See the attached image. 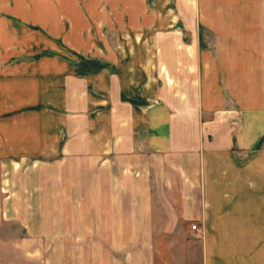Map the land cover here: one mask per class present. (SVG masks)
<instances>
[{"label": "crops", "instance_id": "obj_1", "mask_svg": "<svg viewBox=\"0 0 264 264\" xmlns=\"http://www.w3.org/2000/svg\"><path fill=\"white\" fill-rule=\"evenodd\" d=\"M172 1L0 0V264H264V0Z\"/></svg>", "mask_w": 264, "mask_h": 264}, {"label": "rangeland", "instance_id": "obj_2", "mask_svg": "<svg viewBox=\"0 0 264 264\" xmlns=\"http://www.w3.org/2000/svg\"><path fill=\"white\" fill-rule=\"evenodd\" d=\"M161 1H166L167 2L166 5L175 7V3H173L172 0H161ZM49 2H50L49 0H36V5H37V7H42V8H44L43 6H46V7L50 6L51 12H52L53 22L55 21L56 17L59 18V16L62 13H64L66 10H70L77 5L80 6L83 9V11L87 14H88V12H91L88 9L90 7H92L96 10L95 13L100 14V15L103 13V15H106V16H108V14H110L111 17L115 13L122 12L123 9L128 10V11L131 9H134V10L142 9L145 7L146 2L148 3L149 7L150 6L156 7V5H155L156 0H51L50 4H49ZM44 4H46V5H44ZM63 23L65 25L66 24L69 25L68 20H66V21L64 20ZM93 23H95V21ZM59 24L62 25V23H60V21H59ZM106 28L107 27L104 26V30H106ZM106 33L107 32L105 31L104 34H106ZM134 35L135 34L133 33L132 36H129L127 38H134L135 37ZM204 36H205V27L202 24H200L199 25V40H200V47L202 49H205V47L207 46V43L205 42ZM208 36H210V35L208 34ZM96 50H97V48H96ZM78 56L82 60V62H80V64L82 65L83 69L85 71H88V72L89 71H95V70L97 71L100 68H102L103 65H106L104 61L97 60L95 58L94 59L90 58V57L86 56L85 54H78Z\"/></svg>", "mask_w": 264, "mask_h": 264}, {"label": "built area", "instance_id": "obj_3", "mask_svg": "<svg viewBox=\"0 0 264 264\" xmlns=\"http://www.w3.org/2000/svg\"><path fill=\"white\" fill-rule=\"evenodd\" d=\"M192 228H193V229H196V228H197V225L193 224V225H192Z\"/></svg>", "mask_w": 264, "mask_h": 264}]
</instances>
